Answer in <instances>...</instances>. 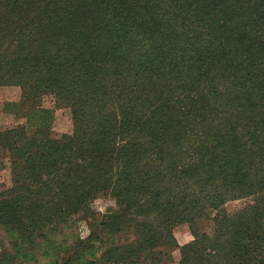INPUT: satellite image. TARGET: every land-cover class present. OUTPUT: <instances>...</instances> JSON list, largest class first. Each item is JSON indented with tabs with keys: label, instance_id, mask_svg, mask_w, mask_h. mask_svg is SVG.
Masks as SVG:
<instances>
[{
	"label": "trees",
	"instance_id": "1",
	"mask_svg": "<svg viewBox=\"0 0 264 264\" xmlns=\"http://www.w3.org/2000/svg\"><path fill=\"white\" fill-rule=\"evenodd\" d=\"M6 85L52 94L73 131L55 139L54 109L7 103L26 122L0 128L17 182L0 193V264L168 263L182 223L179 264H264V0H0ZM101 194L115 204L97 218ZM61 223L62 243L46 230Z\"/></svg>",
	"mask_w": 264,
	"mask_h": 264
},
{
	"label": "rangeland",
	"instance_id": "2",
	"mask_svg": "<svg viewBox=\"0 0 264 264\" xmlns=\"http://www.w3.org/2000/svg\"><path fill=\"white\" fill-rule=\"evenodd\" d=\"M21 94L22 90L20 86H0V128H9L19 124H24L26 122L25 118L16 116L11 112L6 111L5 108L7 103L21 102L23 105L30 108L46 107L54 109V118L50 124V133L53 138H61L64 134H69L73 131V118L71 109L68 107H56L55 98L52 94H47L40 98H32L26 100L21 97ZM15 177V172H13L9 154L0 152V193L5 194L14 185H17V182H15ZM252 199V196H247L239 199H230L225 202L222 208L226 211L227 214L232 215L235 212L246 207L248 204L252 203ZM114 204L115 201L110 195L101 194L93 202V209L96 212V217L101 218L110 207L114 206ZM216 213L217 211L209 210L208 215L204 216L198 221V227L201 231H208L209 233H212L214 228L213 218ZM73 223L74 225L71 228L79 233L81 237H84L88 234L89 223L87 221L76 217L73 219ZM71 228H67L65 230L63 229V224L61 223L60 226H50L47 227L46 230L51 229L56 240L62 243V241H66V236L71 231ZM6 229L7 226L5 224H0V263L2 261L1 254L4 251H12V246L7 239ZM172 233L173 237L177 241V244L180 246L189 243L194 239V235L188 223H182L175 226ZM72 236L71 239H73ZM117 237L124 243H127L132 240L138 239V234L134 229L128 228L121 231L117 235ZM71 239L70 241H72ZM68 246H70V244H68ZM180 246L171 250L173 261L163 264H179L181 257ZM61 247L63 248L61 258L64 259L67 257L68 252H72V250L69 248L66 249V246ZM167 254L168 252L165 255ZM37 256L39 258V261H33L29 263L25 261L24 264H49L52 259V256H43L40 252L37 253Z\"/></svg>",
	"mask_w": 264,
	"mask_h": 264
}]
</instances>
